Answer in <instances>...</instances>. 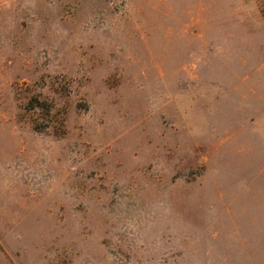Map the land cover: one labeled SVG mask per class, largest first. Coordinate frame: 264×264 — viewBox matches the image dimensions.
Returning <instances> with one entry per match:
<instances>
[{
  "label": "rangeland",
  "instance_id": "obj_1",
  "mask_svg": "<svg viewBox=\"0 0 264 264\" xmlns=\"http://www.w3.org/2000/svg\"><path fill=\"white\" fill-rule=\"evenodd\" d=\"M0 264H264V0H0Z\"/></svg>",
  "mask_w": 264,
  "mask_h": 264
}]
</instances>
